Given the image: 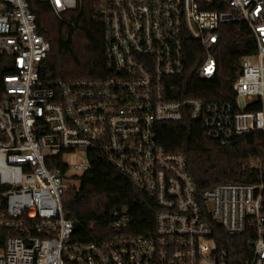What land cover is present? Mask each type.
<instances>
[{
  "label": "built area",
  "instance_id": "obj_1",
  "mask_svg": "<svg viewBox=\"0 0 264 264\" xmlns=\"http://www.w3.org/2000/svg\"><path fill=\"white\" fill-rule=\"evenodd\" d=\"M59 19L84 0H40ZM104 26L106 73L64 82L41 78L50 50L30 0H0V264H230L214 224L242 236L245 264H264V156L255 183L228 182L199 194L187 157L157 144L159 122L187 112L221 145L264 134V0H92ZM245 22L256 51L244 56L232 100H170L166 80L184 73L188 45L202 53L200 78L217 70L213 47L225 24ZM84 159L71 164V155ZM125 172L158 205L151 230L79 241L62 197L92 155Z\"/></svg>",
  "mask_w": 264,
  "mask_h": 264
},
{
  "label": "trees",
  "instance_id": "obj_2",
  "mask_svg": "<svg viewBox=\"0 0 264 264\" xmlns=\"http://www.w3.org/2000/svg\"><path fill=\"white\" fill-rule=\"evenodd\" d=\"M37 18L38 32L49 42L50 50L40 66L42 79L64 82L101 77L106 73L104 26L96 15L92 0H84L80 11L69 12L59 19L50 5L30 0ZM256 40L245 22L225 24L212 51L217 60L214 78L198 74L202 53L192 42L187 47L182 75L166 80L165 97L170 100H232V90L244 56L256 51ZM0 58V74L2 68ZM157 144L168 152L187 157V170L199 194L228 182L255 183L260 170L251 159L264 156V134L252 132L221 145L206 135L201 121L192 120L187 112L178 121L159 122L155 129ZM63 213L74 222V238L101 243L118 231L113 228L114 211L126 210L131 222L129 231L142 234L151 230L158 211L156 200L137 189L129 175L106 158L92 155L90 168L62 197ZM214 237L228 250L230 264H245L242 236L231 235L214 224Z\"/></svg>",
  "mask_w": 264,
  "mask_h": 264
},
{
  "label": "rangeland",
  "instance_id": "obj_3",
  "mask_svg": "<svg viewBox=\"0 0 264 264\" xmlns=\"http://www.w3.org/2000/svg\"><path fill=\"white\" fill-rule=\"evenodd\" d=\"M84 159V156H82L79 153H74L71 155V164H75L78 160Z\"/></svg>",
  "mask_w": 264,
  "mask_h": 264
}]
</instances>
